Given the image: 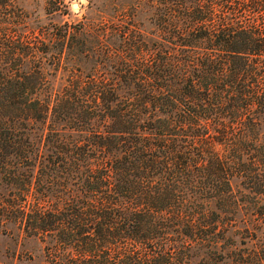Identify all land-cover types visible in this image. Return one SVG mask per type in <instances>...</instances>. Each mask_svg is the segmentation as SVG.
<instances>
[{"label": "trees", "instance_id": "trees-1", "mask_svg": "<svg viewBox=\"0 0 264 264\" xmlns=\"http://www.w3.org/2000/svg\"><path fill=\"white\" fill-rule=\"evenodd\" d=\"M158 1L151 41L122 20L63 23L52 58L23 31L21 72L0 69V183L20 193L0 194V217L45 242L41 264H210L238 206L232 176L264 184V0ZM89 34L102 64L54 87L46 65L64 46L78 65Z\"/></svg>", "mask_w": 264, "mask_h": 264}, {"label": "rangeland", "instance_id": "rangeland-1", "mask_svg": "<svg viewBox=\"0 0 264 264\" xmlns=\"http://www.w3.org/2000/svg\"><path fill=\"white\" fill-rule=\"evenodd\" d=\"M158 0H10L8 13L0 6V69L9 73H20L16 63L19 53L14 51L15 36L23 31L36 34L42 40L41 48L49 46L46 54L52 58L58 41L53 39L52 28L63 23L80 27L87 32L95 33V28L103 21L122 20L125 25L141 30L146 41L156 38L157 26L155 16L159 10ZM74 3L78 5L75 6ZM4 11V12H3ZM115 36L108 34L103 42L108 43ZM86 43L90 48L84 51L85 57L74 65L72 48L64 46L62 51V66L46 65L47 75L58 88L72 68L82 73L92 70L91 65L100 62L104 55L96 53L95 37L87 35ZM52 38V39H51ZM99 40V38H98ZM118 57V56H117ZM117 57L112 56L116 59ZM125 57H129L128 55ZM65 64V65H64ZM108 64L100 66L99 71L108 73L112 70ZM78 66V69L75 67ZM43 126L42 123H37ZM33 132H40L34 128ZM262 139L264 140V118L261 124ZM264 178V171H263ZM233 194L238 198V206L233 213H226L224 221L230 222L229 229L223 239L224 249L210 253V264L224 257L226 264H235L236 259L243 264H264V184L254 185L242 175L231 178ZM0 194L4 200L17 202L20 193L15 184L0 183ZM0 223V264H41L45 260L44 244L38 236L27 234L18 219L13 215L4 217ZM195 262H202L204 256L198 251L194 256Z\"/></svg>", "mask_w": 264, "mask_h": 264}, {"label": "bare ground", "instance_id": "bare-ground-1", "mask_svg": "<svg viewBox=\"0 0 264 264\" xmlns=\"http://www.w3.org/2000/svg\"><path fill=\"white\" fill-rule=\"evenodd\" d=\"M78 4L76 3L75 6H77Z\"/></svg>", "mask_w": 264, "mask_h": 264}, {"label": "water", "instance_id": "water-1", "mask_svg": "<svg viewBox=\"0 0 264 264\" xmlns=\"http://www.w3.org/2000/svg\"><path fill=\"white\" fill-rule=\"evenodd\" d=\"M74 4H76V3H74Z\"/></svg>", "mask_w": 264, "mask_h": 264}]
</instances>
